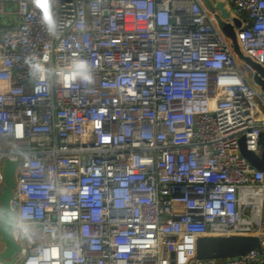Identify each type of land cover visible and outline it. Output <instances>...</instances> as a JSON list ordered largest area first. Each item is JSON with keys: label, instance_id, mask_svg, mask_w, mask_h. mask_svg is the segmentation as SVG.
Here are the masks:
<instances>
[{"label": "built area", "instance_id": "1", "mask_svg": "<svg viewBox=\"0 0 264 264\" xmlns=\"http://www.w3.org/2000/svg\"><path fill=\"white\" fill-rule=\"evenodd\" d=\"M211 1L241 20L239 46L264 66V0ZM52 10L54 33L34 0H0V194L17 160L12 206L35 228L15 238L13 264L46 252L40 264H264V171L239 145L259 154L264 93L215 13L204 0ZM32 58L50 69L41 91ZM75 59L91 84L58 78ZM231 235L257 236L262 252L197 257L200 237Z\"/></svg>", "mask_w": 264, "mask_h": 264}, {"label": "water", "instance_id": "2", "mask_svg": "<svg viewBox=\"0 0 264 264\" xmlns=\"http://www.w3.org/2000/svg\"><path fill=\"white\" fill-rule=\"evenodd\" d=\"M205 6L209 11L215 13L218 26L223 34L230 39L231 46L236 53L239 60L247 65L253 72V80L257 86L261 88L264 93V66L255 62L251 57L245 55L238 43L236 29L241 27V20L232 17L231 13L227 11L222 2L216 3L214 1L204 0ZM216 9L220 11L216 13ZM232 17L233 23L227 21ZM226 18V19H225ZM241 154L249 161V163L256 169L264 171V152L262 156L247 148L245 138L242 137L239 141ZM17 160H6L3 168L5 185L0 194V207L12 206V198L14 195V188L16 187L15 172L18 166ZM0 240L4 244V250L0 254V263L13 264L17 256L21 252L20 245L15 238L9 233L0 230ZM257 248L262 252L260 241L254 235H231L227 237L221 236H204L197 241V257L198 258H226L235 257L245 252Z\"/></svg>", "mask_w": 264, "mask_h": 264}, {"label": "clouds", "instance_id": "3", "mask_svg": "<svg viewBox=\"0 0 264 264\" xmlns=\"http://www.w3.org/2000/svg\"><path fill=\"white\" fill-rule=\"evenodd\" d=\"M37 6L43 10L42 20L49 32L54 33L57 28L55 15L52 10V0H46L42 6L39 0H34ZM30 75L38 81L37 91H41L40 84L47 81L50 69L46 62L40 58L29 60ZM57 76L61 81H80L84 84L92 83V67L82 59H75L65 68L57 70ZM0 230H3L18 240H31L34 237L35 228L31 217L25 211L0 207ZM71 253H66L70 255ZM50 253H43L40 258L33 259L29 264H40L41 259L45 262L49 259Z\"/></svg>", "mask_w": 264, "mask_h": 264}, {"label": "rangeland", "instance_id": "4", "mask_svg": "<svg viewBox=\"0 0 264 264\" xmlns=\"http://www.w3.org/2000/svg\"><path fill=\"white\" fill-rule=\"evenodd\" d=\"M10 18H11V17H9V16H7V15H3V16H2V19H1V23H2V25L5 26V25L7 24V22L9 21ZM260 94L263 95L262 93H260ZM263 96H264V95H263ZM258 105H259V107H260L261 112L264 114V104H263L262 101L259 100V99H258ZM263 152H264V147H260V148H259V155L262 156Z\"/></svg>", "mask_w": 264, "mask_h": 264}, {"label": "bare ground", "instance_id": "5", "mask_svg": "<svg viewBox=\"0 0 264 264\" xmlns=\"http://www.w3.org/2000/svg\"><path fill=\"white\" fill-rule=\"evenodd\" d=\"M243 67H244V70L246 71L247 75L252 76V75H250L251 74L250 69L246 65H244Z\"/></svg>", "mask_w": 264, "mask_h": 264}, {"label": "crops", "instance_id": "6", "mask_svg": "<svg viewBox=\"0 0 264 264\" xmlns=\"http://www.w3.org/2000/svg\"><path fill=\"white\" fill-rule=\"evenodd\" d=\"M260 147H264V130H263V134L261 137Z\"/></svg>", "mask_w": 264, "mask_h": 264}, {"label": "snow or ice", "instance_id": "7", "mask_svg": "<svg viewBox=\"0 0 264 264\" xmlns=\"http://www.w3.org/2000/svg\"><path fill=\"white\" fill-rule=\"evenodd\" d=\"M41 5L43 6L46 3V0H41Z\"/></svg>", "mask_w": 264, "mask_h": 264}]
</instances>
